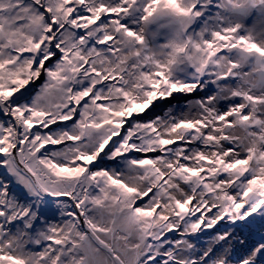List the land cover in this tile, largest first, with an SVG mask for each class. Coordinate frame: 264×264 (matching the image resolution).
Wrapping results in <instances>:
<instances>
[{"label": "snow or ice", "instance_id": "6c2138e0", "mask_svg": "<svg viewBox=\"0 0 264 264\" xmlns=\"http://www.w3.org/2000/svg\"><path fill=\"white\" fill-rule=\"evenodd\" d=\"M0 264H264V0H0Z\"/></svg>", "mask_w": 264, "mask_h": 264}]
</instances>
